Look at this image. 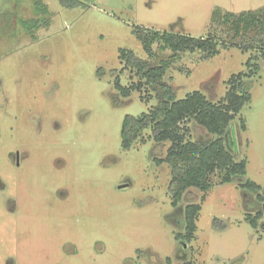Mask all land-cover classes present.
Here are the masks:
<instances>
[{"label":"rangeland","instance_id":"obj_1","mask_svg":"<svg viewBox=\"0 0 264 264\" xmlns=\"http://www.w3.org/2000/svg\"><path fill=\"white\" fill-rule=\"evenodd\" d=\"M84 3L0 0V264H264V212L255 226L248 219L264 204V61L229 125L232 153L247 160L244 180L261 187L262 201L215 173L208 192L191 188L172 206L168 165L152 160L169 143L155 144L149 130L129 149L120 138L123 118L149 111L155 93L144 87L124 98L114 87L115 74L123 86L141 81L119 59L121 50L147 59L134 27L215 36L214 11L261 12L264 0ZM251 55L185 52L165 80L177 99L200 91L218 102L232 75L249 73ZM181 127L188 140L212 137L193 120ZM189 203L201 210L194 239L180 249Z\"/></svg>","mask_w":264,"mask_h":264},{"label":"trees","instance_id":"obj_2","mask_svg":"<svg viewBox=\"0 0 264 264\" xmlns=\"http://www.w3.org/2000/svg\"><path fill=\"white\" fill-rule=\"evenodd\" d=\"M85 0H57L62 8L85 7ZM43 7V14L48 8ZM264 11H242L239 13L214 11L211 27L219 35L192 37L185 34L156 31L134 27L133 33L140 41L147 59L138 58L132 51L121 50L119 59L124 63L122 70H131L141 80L131 86L120 84L117 74L114 87L121 97L128 98L133 91L144 87L155 93L157 103L149 111L138 116L126 115L123 118L120 138L124 149H129L142 137L145 130L150 131V138L155 144L169 143L162 159L153 157L156 165L167 164L170 171L169 196L171 205L178 207L187 190L194 188L202 193L212 187L211 177L222 173L221 184L237 180L242 190L255 193L259 201L261 187L251 181H245L247 160H236L232 151L235 142L229 135L230 123L239 115L242 108L251 100L250 78L259 72L258 60L264 61ZM42 13V11H41ZM35 20V19H34ZM28 24V23H27ZM39 20L33 26H40ZM235 48L243 53L250 52L245 66L249 73L232 75L228 80V90L218 102L207 98L200 91H194L183 99H177L172 86L165 80L167 71L180 59V55L198 53L201 59L217 55L220 49ZM169 52L162 58L159 53ZM122 72V71H121ZM100 74V70L98 71ZM193 120L210 136L200 142L188 140L187 131L182 124ZM240 130L245 131V120L239 117ZM187 132V133H186ZM234 152V151H233ZM155 154V153H153ZM201 204L189 203L183 207V233H176V239L190 243L197 230L196 221ZM262 210V212H261ZM253 218L252 226L261 219L264 204ZM190 264V263H187Z\"/></svg>","mask_w":264,"mask_h":264},{"label":"flooded vegetation","instance_id":"obj_3","mask_svg":"<svg viewBox=\"0 0 264 264\" xmlns=\"http://www.w3.org/2000/svg\"><path fill=\"white\" fill-rule=\"evenodd\" d=\"M176 242H177V245L178 246H180L181 245V248L180 249H182V247H185L186 245V242H184V241H182V240H176ZM181 251V250H180ZM178 253V252H177ZM187 264V263H186Z\"/></svg>","mask_w":264,"mask_h":264}]
</instances>
